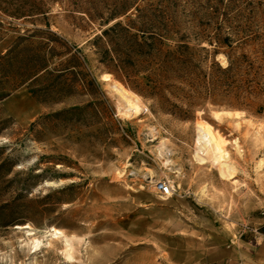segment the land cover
Returning a JSON list of instances; mask_svg holds the SVG:
<instances>
[{"label":"rangeland","instance_id":"1","mask_svg":"<svg viewBox=\"0 0 264 264\" xmlns=\"http://www.w3.org/2000/svg\"><path fill=\"white\" fill-rule=\"evenodd\" d=\"M1 92L0 264H176L264 216V0H0Z\"/></svg>","mask_w":264,"mask_h":264},{"label":"crops","instance_id":"2","mask_svg":"<svg viewBox=\"0 0 264 264\" xmlns=\"http://www.w3.org/2000/svg\"><path fill=\"white\" fill-rule=\"evenodd\" d=\"M193 245L174 254L176 264H264V216L250 225L224 228L219 244L195 240Z\"/></svg>","mask_w":264,"mask_h":264},{"label":"trees","instance_id":"3","mask_svg":"<svg viewBox=\"0 0 264 264\" xmlns=\"http://www.w3.org/2000/svg\"><path fill=\"white\" fill-rule=\"evenodd\" d=\"M130 31V27L128 26H125L123 25L121 22H117L109 27H107L105 30H103L102 32V35L104 37L106 36H111L112 33H116V32H119V33H129ZM54 34V33H53ZM55 35V34H54ZM28 36L22 38V40H26ZM132 42L129 46V48L127 50H129L130 52H134L136 54H153L154 52L160 50L158 48H156V40H157V37L156 35H154V33L150 34L148 37H145L147 38L146 41L144 42H138V35L137 34H133L132 36ZM102 37L99 36L97 37L96 40H100ZM59 40H62L64 44H66V41H64V39L62 37H59L58 38ZM148 40H152V41H148ZM162 42V41H161ZM105 52V55H107V53H109L108 50H104ZM70 52V51H69ZM161 52V51H160ZM71 53V52H70ZM170 54L175 53L176 52H173V51H169ZM37 65L33 68V72L27 77V79H31V78H37V76H39L42 71H47L48 70V64L44 61L42 63V60H38L37 61ZM71 63H73L72 65H70ZM62 66H64L63 68H61L65 71H68L70 69V67H79L81 66V61L79 59V57L74 53L69 59L67 62L65 63H61ZM144 69L145 70H150L151 66L150 65H143ZM61 74H58L59 77H66L68 75H73V76H77V73L74 71V72H71V73H67V74H63V72H60ZM57 76V77H58ZM149 77V76H148ZM93 82V80H92ZM91 83V82H90ZM8 94L5 93V92H1L0 93V99L6 97ZM6 163V161H3L2 163H0V170L2 169V167L4 166V164ZM10 208H12V205L10 203H6V204H2L0 205V223H2L3 225H9L10 223L14 222L13 219L11 220V217L7 214V211L10 210Z\"/></svg>","mask_w":264,"mask_h":264},{"label":"bare ground","instance_id":"4","mask_svg":"<svg viewBox=\"0 0 264 264\" xmlns=\"http://www.w3.org/2000/svg\"><path fill=\"white\" fill-rule=\"evenodd\" d=\"M134 99L138 103H140V99H139V97L137 95H135ZM144 132H145V135H144L145 138L149 139L152 142H155V139L158 136V132H157L156 128L149 127V128H146L144 130ZM171 152H172V149L169 148L166 139H161V140L158 141V143H156L154 145V153H155L156 159H157L158 163L161 164L164 173L168 174L170 172H175V173L178 174L179 173V169H177L176 166L174 164H172V162L170 161ZM145 173H144V175H145ZM150 178H151V181H152L153 177H150ZM159 182L160 181H155L154 182V184L156 186H158L156 188L157 191H158V188H159ZM166 183L171 187V194H175L176 188H177L176 184L173 181H171V180H166ZM18 227H21L23 229H29L30 226L29 225H24V226H18ZM28 233L29 234H34L31 231H29ZM50 234H51L52 237H55L57 239H61V240L64 239L65 248L66 247H67V249L69 248L70 244H69L68 237L63 231H61L60 229H58L56 227H51L50 228ZM32 242L34 243L33 244L34 249L37 250V248L41 244V241L39 239L35 238Z\"/></svg>","mask_w":264,"mask_h":264},{"label":"built area","instance_id":"5","mask_svg":"<svg viewBox=\"0 0 264 264\" xmlns=\"http://www.w3.org/2000/svg\"><path fill=\"white\" fill-rule=\"evenodd\" d=\"M158 191L164 196L171 195V187L166 182H160Z\"/></svg>","mask_w":264,"mask_h":264}]
</instances>
